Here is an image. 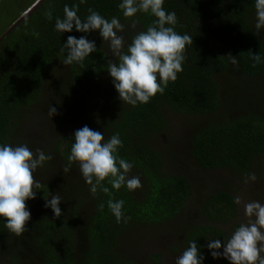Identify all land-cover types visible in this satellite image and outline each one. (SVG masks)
<instances>
[{"label": "trees", "instance_id": "obj_1", "mask_svg": "<svg viewBox=\"0 0 264 264\" xmlns=\"http://www.w3.org/2000/svg\"><path fill=\"white\" fill-rule=\"evenodd\" d=\"M120 2L32 0L0 30V145L24 144L53 157L34 173L42 188L26 201L28 230L19 237L10 234L0 217V264H175L193 240L205 257L203 264H229L212 258L208 239L227 240L241 222L243 210L234 198L243 189L246 200L264 203V29L254 34L255 0H164V10L177 16L175 31L188 34L193 43L186 45L178 79L136 106L119 99L106 68L114 58L98 30H54L64 6L79 4L82 20L88 8L109 20L118 17L125 25L126 48L155 17L138 13L126 19ZM49 9L51 21L45 17ZM68 36L96 43L98 51L82 67L61 62L59 50ZM249 51L259 53L262 63L252 67ZM229 53L237 57L238 69L226 57ZM58 67L62 70L55 71ZM51 106L58 113L52 118ZM85 125L102 132L105 140L119 133L123 147L118 154L134 165L129 176H138L142 187L117 191L106 180L111 196L100 191L93 196L77 164L63 173L74 133ZM26 126L45 142L27 134ZM182 146L196 164L195 174L209 185L202 196H196L188 174L170 171ZM250 173L257 180L245 185ZM53 194L62 200L59 218L44 207ZM109 199L124 200L123 212L131 220L117 223ZM177 219L179 229L166 225L175 241L163 244L165 252L159 244L147 245L143 258L126 250L130 233L144 246L150 234Z\"/></svg>", "mask_w": 264, "mask_h": 264}, {"label": "clouds", "instance_id": "obj_2", "mask_svg": "<svg viewBox=\"0 0 264 264\" xmlns=\"http://www.w3.org/2000/svg\"><path fill=\"white\" fill-rule=\"evenodd\" d=\"M80 3H84V0H80ZM163 5L164 0H121L118 8L124 18H133L138 13L155 17L146 30L132 36L126 48L125 37L121 35L125 25L118 17L113 16L109 20L88 8V15L82 20L78 15L79 4L64 6L63 17L55 19L54 30L59 34L72 32L73 29L81 33L98 30L103 45L107 44L114 58L107 60L106 68L119 99L131 106L147 104L157 93L163 94L169 82L178 79V73L183 71L182 65L186 60V45L193 43L191 36L175 31L177 16L175 12H166ZM254 7V34L260 35L264 29V0H255ZM45 17L49 21L53 19L51 9L45 12ZM136 26V21L130 25L133 29ZM59 51L64 56L61 61L64 65L76 63L82 67L84 60L98 49L95 41L88 40L86 36H68ZM249 52L252 67L262 63L259 53ZM226 57L238 69L237 57L231 53ZM57 114V109L51 106L48 115L52 118ZM73 138L63 173H69L72 165L77 164L93 196L98 191L111 196L109 187L104 186L106 180L117 191L125 186L130 192L142 187L138 176H129L134 165L118 154L123 147L119 133L105 140L102 132L85 125L75 131ZM52 159L50 154L40 148L33 152L24 144L0 145V217L5 218V227L10 234L19 237L28 230L31 212L26 201L35 199L37 191L42 188L34 173ZM256 180L255 173H250L244 183L247 185ZM61 202V197L53 194L45 199L44 207L50 208L54 217L59 218L62 215L59 207ZM124 203L122 199L107 201V207L117 223L131 220L123 212ZM234 203L242 208L243 219L227 240L208 239L207 248L213 259L224 258L229 264H264V203L246 200L242 192L235 196ZM99 209L103 211V203ZM204 259L200 246L193 240L176 258L175 264H203Z\"/></svg>", "mask_w": 264, "mask_h": 264}, {"label": "rangeland", "instance_id": "obj_3", "mask_svg": "<svg viewBox=\"0 0 264 264\" xmlns=\"http://www.w3.org/2000/svg\"><path fill=\"white\" fill-rule=\"evenodd\" d=\"M31 1L32 0H0V30H2L5 25H8L9 24L8 22L10 20L14 19L15 16H17L23 10V8H25ZM54 70L57 71V70H62V69H61V67L60 68L58 67V68H54ZM233 99H234V97L230 98L231 101H233ZM24 131L27 134H30L31 136L33 135L34 136L33 139L38 137L37 135H35L33 133V129L28 127V126H26V128H24ZM178 132H181V131H178ZM184 132H185V130H182L181 134H183ZM174 139L177 141L176 138H174ZM174 139H172V143L169 145V149H171V150H172V147L174 146V144L176 142V141H174ZM164 141H165L164 145H165V143H168V139L165 137H164ZM37 142L38 143H40V142L44 143L45 141L38 137ZM173 142H174V144H173ZM182 148L183 149H181V151L179 152L181 154H177V157L175 158V161L172 164L170 171H173V172L178 173V174H181V173L184 175L188 174V176H190L192 179V183L194 184L196 196L197 197L202 196V195L206 194L207 191H209V187H208L209 185H208L207 181H204V179L201 180L195 174L194 168H196V164L194 161L191 160V158H190L191 156H190L186 146H182ZM181 158H182V161H180ZM34 177H35V179L39 180L38 176H34ZM243 193H244V197H245V194H247L248 191L243 189ZM69 198L71 199L70 195H69ZM180 221L181 220L177 219L176 221H174L172 223H168V224H164V225L160 226V227H162L161 230H159V232L157 234H155V233L150 234L149 236L151 238H150L149 244H144V246L142 245V241H137L136 235L130 233V236L127 238L126 243H125L126 244L125 245L126 250L132 248L134 253L136 252V254H138V256L142 255V258H143L142 253H144V251L146 249H148L147 245L159 244L157 247L158 248L160 247V249L164 250V252H165L168 248L167 247L165 248L163 246V244L173 243L175 241L172 237V233H173L172 230L168 229L169 226H166V225H172L173 224L175 228L178 227V229H179V225L176 223H178ZM230 226L233 227V224H230L227 228H229ZM174 230H177V229H174ZM133 241H134V243H132Z\"/></svg>", "mask_w": 264, "mask_h": 264}]
</instances>
